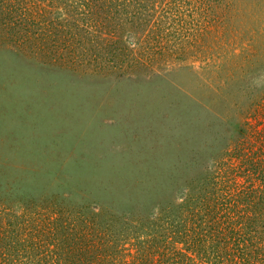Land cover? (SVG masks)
Instances as JSON below:
<instances>
[{
	"label": "rangeland",
	"instance_id": "rangeland-1",
	"mask_svg": "<svg viewBox=\"0 0 264 264\" xmlns=\"http://www.w3.org/2000/svg\"><path fill=\"white\" fill-rule=\"evenodd\" d=\"M0 264H264V0H0Z\"/></svg>",
	"mask_w": 264,
	"mask_h": 264
},
{
	"label": "trees",
	"instance_id": "trees-1",
	"mask_svg": "<svg viewBox=\"0 0 264 264\" xmlns=\"http://www.w3.org/2000/svg\"><path fill=\"white\" fill-rule=\"evenodd\" d=\"M257 202L256 201H254V202H252L251 203V205L249 206V211L251 212V211H253V212H251V214H253V213H255V214H260V213H257V212H259V211H261V209L262 208H260V203L258 202V204H256ZM242 206H244L245 207V203H243L242 202V204H241ZM257 205V206H256ZM256 206V207H255ZM248 212V211H247Z\"/></svg>",
	"mask_w": 264,
	"mask_h": 264
}]
</instances>
